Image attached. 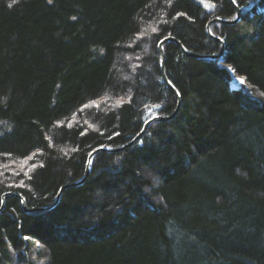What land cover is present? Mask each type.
<instances>
[{
    "label": "trees",
    "instance_id": "trees-1",
    "mask_svg": "<svg viewBox=\"0 0 264 264\" xmlns=\"http://www.w3.org/2000/svg\"><path fill=\"white\" fill-rule=\"evenodd\" d=\"M203 1L0 0V199L171 115L158 43L215 55L235 18ZM233 2L219 59L162 44L170 120L5 199L0 264H264V0Z\"/></svg>",
    "mask_w": 264,
    "mask_h": 264
},
{
    "label": "water",
    "instance_id": "water-1",
    "mask_svg": "<svg viewBox=\"0 0 264 264\" xmlns=\"http://www.w3.org/2000/svg\"><path fill=\"white\" fill-rule=\"evenodd\" d=\"M196 5H198L199 7H202V8H205L207 10H210L212 9V5L209 3V2H206V1H203V0H192ZM228 2L232 5V7L234 8L235 10V18L232 19V20H222V19H218V18H215L213 19L212 21H210L209 23H207L206 25V34L207 36L214 40V41H217L220 45H221V48H220V51L218 54H215V55H198V54H194L192 52H189L187 50H185L182 45L175 39H173L172 37H167L165 39H163V43L164 42H173L175 43L178 48L184 53L186 54L187 56L189 57H192V58H196V59H209V60H216V59H219L222 55V52H223V42L221 39L213 36L209 30V25L212 23V22H217V23H221V24H233L235 23L236 21L239 20V16H240V9L234 4L233 0H228ZM161 42V41H160ZM158 43L157 45V49H158V53H159V58H160V72H161V77H162V80L164 82V84L173 92V94L176 96V107H175V110L174 112L169 115V116H153L151 118H149L142 126V129L140 131L139 134H137L129 143L123 145L122 147H119V148H105V147H99L93 151L90 152V154L88 155L87 157V162H86V166H85V169H84V176L78 180L77 182L75 183H72V184H69V185H64V186H61L59 188V190L57 191V194H56V197L53 201V203L48 206V207H41V208H32V209H27L26 206H25V202H24V199L17 195V194H13V193H4L1 195V199H0V211L3 209L4 207V201L7 197H16L20 200V203H21V208L23 210L24 213H30V212H35V211H39V210H47V209H50L52 208L59 200V197L62 193V191L69 187V186H73V185H78L80 184L85 177L88 176L89 174V163L92 159V157L99 151H105V152H117V151H120L122 149H124L125 147L129 146L131 143H133L134 141H136L141 135L142 133L147 129V127L152 123V122H155V121H168L170 120L176 113L178 107H179V96L176 92V90L173 88V86L169 83V81L167 80V78L165 77V74H164V71H163V51H162V44L161 43ZM245 81V80H244Z\"/></svg>",
    "mask_w": 264,
    "mask_h": 264
},
{
    "label": "rangeland",
    "instance_id": "rangeland-1",
    "mask_svg": "<svg viewBox=\"0 0 264 264\" xmlns=\"http://www.w3.org/2000/svg\"><path fill=\"white\" fill-rule=\"evenodd\" d=\"M217 23V22H216ZM218 65H221V66H225L226 67V65H224V64H222L221 62H219V64ZM242 78H240V77H238V76H233V82H231L233 85H243V86H245V83H243V84H241V83H239V81L241 80ZM242 80H244V79H242Z\"/></svg>",
    "mask_w": 264,
    "mask_h": 264
},
{
    "label": "snow or ice",
    "instance_id": "snow-or-ice-1",
    "mask_svg": "<svg viewBox=\"0 0 264 264\" xmlns=\"http://www.w3.org/2000/svg\"><path fill=\"white\" fill-rule=\"evenodd\" d=\"M49 2H51V0H49ZM160 43L162 44L163 41H161ZM158 46H159V45H158ZM229 71H231V70L229 69ZM239 83L243 84V83H245V81L241 79V80L239 81ZM84 107L86 108V107H88V105H85ZM96 107H99V105H96ZM157 107H158V105H157ZM81 110H83V109H81ZM25 239H28V237H25Z\"/></svg>",
    "mask_w": 264,
    "mask_h": 264
}]
</instances>
